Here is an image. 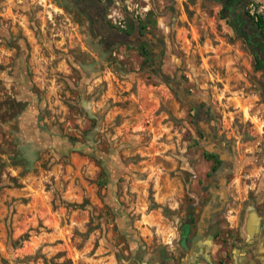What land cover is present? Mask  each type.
Returning a JSON list of instances; mask_svg holds the SVG:
<instances>
[{"label": "rangeland", "instance_id": "rangeland-1", "mask_svg": "<svg viewBox=\"0 0 264 264\" xmlns=\"http://www.w3.org/2000/svg\"><path fill=\"white\" fill-rule=\"evenodd\" d=\"M107 1L119 29L161 41L160 72L145 44L104 45L70 0H0V264L181 253L178 222L206 202L211 163L177 87L206 101L234 154L216 242L241 233L246 206L264 211V77L222 3ZM245 11L264 20V0Z\"/></svg>", "mask_w": 264, "mask_h": 264}, {"label": "flooded vegetation", "instance_id": "flooded-vegetation-1", "mask_svg": "<svg viewBox=\"0 0 264 264\" xmlns=\"http://www.w3.org/2000/svg\"><path fill=\"white\" fill-rule=\"evenodd\" d=\"M219 1L223 5L228 20L254 54L256 66L264 77V31L254 26L252 17L246 13L245 4L248 0ZM70 2L87 17L93 32L104 45L108 47L123 43L147 45L149 52L147 67L155 73L160 72L163 46L151 31H146L139 25L130 29H119L108 18L109 2L107 0H70ZM194 102L198 141L204 147L205 152L209 153L208 160L211 163V168L206 173L210 180L207 187L208 198L200 210L190 211L184 220L178 222L177 246L181 253L176 256L160 252L161 264H194L197 263L198 258L200 262L205 261V258L198 253L201 250L205 252L209 244L213 245L220 237L222 224L218 213L223 212L230 202V175L233 172L235 161L231 145L218 134L217 123L206 101L196 96ZM256 205H248L242 210L245 213V232L230 231L227 233L229 237L223 238L220 243L223 256L212 260V264H230L229 259L235 260V255L238 258L252 255L254 264H264V247H257L255 252L253 249V246L264 238V211ZM247 217L256 219L253 235L248 232ZM227 239L230 240L227 242Z\"/></svg>", "mask_w": 264, "mask_h": 264}, {"label": "crops", "instance_id": "crops-1", "mask_svg": "<svg viewBox=\"0 0 264 264\" xmlns=\"http://www.w3.org/2000/svg\"><path fill=\"white\" fill-rule=\"evenodd\" d=\"M254 24V23H253ZM233 25V24H232ZM234 26V25H233ZM255 26V24H254ZM245 224L242 226V228L240 229L241 230V233H244L245 232ZM233 226V225H232ZM229 226L227 228H233L235 229V233H237V230H239L238 228V225L236 224V226ZM225 227V226H224ZM263 229H264V224H263ZM220 243L221 242H215L213 245H211V243L209 244V246L206 248V251L204 252L203 250L200 251V253H198V255H201L203 258H205L204 260L205 261H199V258L197 259V263H194V264H207L208 262H210V264H212V260L214 261L215 259L217 258H220L221 256H223V252L220 248ZM256 245V246H255ZM253 246V249H254V252H255V249L258 247V248H262L264 247V238L261 239L257 244H255ZM204 252V253H203ZM176 256L179 255V253H176L175 254ZM252 255H245L243 256L242 258H238L237 255H235V260H233L232 258L229 259L230 261V264H254V260L252 259L251 257ZM241 259H243L241 261ZM157 264H161V263H157ZM173 264V263H172Z\"/></svg>", "mask_w": 264, "mask_h": 264}, {"label": "water", "instance_id": "water-1", "mask_svg": "<svg viewBox=\"0 0 264 264\" xmlns=\"http://www.w3.org/2000/svg\"><path fill=\"white\" fill-rule=\"evenodd\" d=\"M161 77H162V75H161ZM170 84H171L172 86H175V85H173L172 82H171ZM177 89H178V92L181 94V96H182L185 100H193V99H194L193 96H191V95H186L181 87H179V88L177 87ZM255 224H256V219H255L254 217H252V218L250 217V218L247 220V229H248V232H249L251 235H253V231H254V226H255Z\"/></svg>", "mask_w": 264, "mask_h": 264}, {"label": "trees", "instance_id": "trees-1", "mask_svg": "<svg viewBox=\"0 0 264 264\" xmlns=\"http://www.w3.org/2000/svg\"><path fill=\"white\" fill-rule=\"evenodd\" d=\"M230 1H232V0H230ZM255 25L258 28H260L262 31H264V20H263V18L260 17L259 20L255 23ZM193 97H194V99L196 98V96H193Z\"/></svg>", "mask_w": 264, "mask_h": 264}]
</instances>
